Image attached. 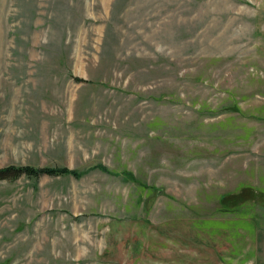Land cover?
Returning <instances> with one entry per match:
<instances>
[{
	"label": "rangeland",
	"instance_id": "374dc122",
	"mask_svg": "<svg viewBox=\"0 0 264 264\" xmlns=\"http://www.w3.org/2000/svg\"><path fill=\"white\" fill-rule=\"evenodd\" d=\"M9 166L82 175L0 180V264H264V0H0Z\"/></svg>",
	"mask_w": 264,
	"mask_h": 264
},
{
	"label": "trees",
	"instance_id": "16d2710c",
	"mask_svg": "<svg viewBox=\"0 0 264 264\" xmlns=\"http://www.w3.org/2000/svg\"><path fill=\"white\" fill-rule=\"evenodd\" d=\"M97 169L103 172H108V170L103 166H97ZM82 173H79L74 170H69L65 167L62 168H51V167H43V168H34L30 166H9L6 168H0V180H14L21 176H25L27 178H38L40 176H72L74 178H80Z\"/></svg>",
	"mask_w": 264,
	"mask_h": 264
}]
</instances>
